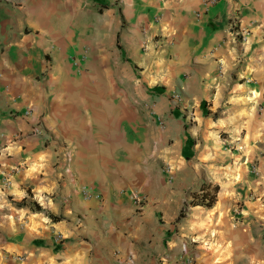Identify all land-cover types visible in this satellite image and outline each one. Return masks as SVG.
Instances as JSON below:
<instances>
[{
	"label": "crops",
	"instance_id": "1",
	"mask_svg": "<svg viewBox=\"0 0 264 264\" xmlns=\"http://www.w3.org/2000/svg\"><path fill=\"white\" fill-rule=\"evenodd\" d=\"M189 258L264 264V0H0V264Z\"/></svg>",
	"mask_w": 264,
	"mask_h": 264
},
{
	"label": "trees",
	"instance_id": "2",
	"mask_svg": "<svg viewBox=\"0 0 264 264\" xmlns=\"http://www.w3.org/2000/svg\"><path fill=\"white\" fill-rule=\"evenodd\" d=\"M218 188L219 187L217 184H212V185L205 184V187H203V189L201 188L202 190L200 193L192 194L191 199H189L188 202L181 207L176 217V220H179L181 217H183L186 214L185 205L187 204L190 206L200 204L206 207H211L216 200V193L218 191ZM54 217L57 219L56 216Z\"/></svg>",
	"mask_w": 264,
	"mask_h": 264
},
{
	"label": "built area",
	"instance_id": "3",
	"mask_svg": "<svg viewBox=\"0 0 264 264\" xmlns=\"http://www.w3.org/2000/svg\"><path fill=\"white\" fill-rule=\"evenodd\" d=\"M215 0H205V2L206 3H213ZM235 25V24H234ZM244 36H245V32L243 33L242 32V34H241V40L244 38ZM72 63L74 64V65H78L79 64V62H77L76 60H73L72 61ZM151 110V109H150ZM151 112H152V110H151ZM158 121H161L160 120V118H158ZM35 132H39V128H35V130H34ZM171 178H170V176H169V178H168V180H170ZM98 195V194H97ZM131 197H132V199H133V201L135 202V203H140L142 200H143V196L140 194V193H136V192H133L132 193V195H131ZM191 261V260H190Z\"/></svg>",
	"mask_w": 264,
	"mask_h": 264
},
{
	"label": "rangeland",
	"instance_id": "4",
	"mask_svg": "<svg viewBox=\"0 0 264 264\" xmlns=\"http://www.w3.org/2000/svg\"><path fill=\"white\" fill-rule=\"evenodd\" d=\"M188 206L187 205H185V210H186V208H187ZM187 211V210H186ZM190 242H195L194 240L192 241V239H191V237H190ZM186 245V244H185ZM191 261H190V263L189 264H195V259H191V258H189Z\"/></svg>",
	"mask_w": 264,
	"mask_h": 264
}]
</instances>
